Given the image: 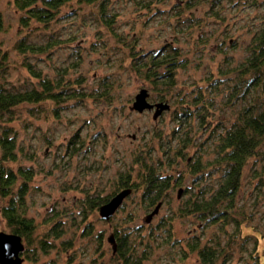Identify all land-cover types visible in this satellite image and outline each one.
<instances>
[{"label":"rangeland","instance_id":"obj_1","mask_svg":"<svg viewBox=\"0 0 264 264\" xmlns=\"http://www.w3.org/2000/svg\"><path fill=\"white\" fill-rule=\"evenodd\" d=\"M21 15L13 0H0V51L8 56L0 82L11 92L37 87L23 66L30 63L44 79L66 85L67 94L74 95L59 105H25L0 117V134L8 131L16 145L15 162L2 166L33 175L24 215L35 232L29 244L23 242V264H116L108 243L116 234L127 236L135 256L145 259L142 264H200L189 247L195 243L223 249L216 264H257L255 251L263 262L264 146L243 171L225 234V221L213 225L180 212L187 202L208 201L222 182L225 168L215 163L217 126L228 128L245 108L264 102L260 90L231 97L251 37L264 27V0H103L93 6L75 0L49 25L32 23L28 29L21 27ZM22 39L47 52L20 55L15 47ZM173 51L180 61L173 86L135 72L136 65ZM158 71L163 75L162 68ZM214 79L220 86L212 91ZM143 89L149 103L163 100L170 107L155 121V110L131 111ZM199 91L214 99L209 114L194 105ZM184 111L191 114L186 131L192 142L181 157L176 117ZM203 115L211 119L205 128ZM141 162L171 185L150 224L144 220L153 209L144 205L142 188L108 222L99 209H88L89 201L116 195L127 177L140 184ZM197 162L202 171L192 175ZM4 203L0 199V207ZM56 226L60 233H51ZM0 232L10 235L1 219Z\"/></svg>","mask_w":264,"mask_h":264},{"label":"trees","instance_id":"obj_2","mask_svg":"<svg viewBox=\"0 0 264 264\" xmlns=\"http://www.w3.org/2000/svg\"><path fill=\"white\" fill-rule=\"evenodd\" d=\"M73 1L75 0H13V5L17 12L22 14L19 21L21 27L28 29L32 23L43 26L49 25L56 19L60 10ZM102 1L78 0L80 4L86 6H93ZM3 28V19L0 16V32L3 31ZM15 49L22 56L32 57L41 56L47 52L46 47L28 44L23 39L16 44ZM248 53L249 55L244 63L236 69L238 83L231 94L233 100H238L250 89L263 91L264 94V27L253 33ZM7 60V53H1L0 51V79L3 78ZM23 66L31 78L37 81V87L22 92H11L0 82V117L10 114L21 106L40 105L45 102L59 105L66 102V99L70 100L74 98L73 94H67L71 89L67 88L66 85L51 83L44 79L41 73L37 72L30 63H24ZM178 67H180L178 54L176 51H173L171 54L153 57L150 59L148 65H136L135 72L140 73L143 70L147 81L162 80L165 86L170 87L175 82V73ZM161 68L164 70V73L163 75H158V70ZM218 83V79L212 80L210 82V86H212L210 89L213 91L216 88L215 90H217L220 86ZM204 97L205 95L199 91L194 99V105L200 106L202 113L209 114L214 107V99H205ZM160 101L164 103L163 100ZM199 119L202 128L208 127L211 123V119L207 118L206 115L201 116ZM189 120H191V114L185 111L176 117L177 126L180 128V144H182L178 156L181 157L180 152L183 153L192 142L186 131L189 126ZM216 131L218 134L216 132L217 160L215 163L225 168L222 182L208 201L187 202L181 210L180 215L199 216L201 219L219 226L222 221H225L224 226H221L224 228L222 232L225 234V228L230 221L227 218L234 207L235 199L240 190L243 171L251 159L258 157L260 150L264 146V102L256 108H245L238 115L233 125L228 128L219 127L218 125ZM9 135L8 131H3L0 134V199L5 201L0 207V219L10 230V234L20 237L23 242L29 244L35 232V225L32 220L25 217L24 210L25 197L29 188L28 184L32 181L33 175L29 170L23 171L18 169L14 173L2 166L5 162H15L16 160L15 140L10 138ZM137 165H140L143 172L142 176L144 175L143 178L141 177L140 184H131V181L127 177L125 180L120 181L117 193L126 189H131L132 193H134L139 188H142L144 205L146 208L154 210L158 204L162 205V197L170 189L169 178L161 179L151 167L143 162L137 163ZM201 171L202 167L198 162L190 169L192 175L199 174ZM18 179H21L22 182L14 194L13 188L16 186ZM110 199L108 197L89 201L88 209L95 211L107 204ZM86 208L87 206H85ZM236 227L239 232L240 225L237 224ZM56 228L58 226L51 233H60ZM113 236L116 244V252L114 253L116 264H142V261L145 259L135 256L133 246L129 247L126 235L119 237L116 234ZM45 244L41 243V250L47 253L49 248L47 249ZM189 247L192 253H196L200 264H216L218 258L224 253L223 249L217 250L216 247L208 246L201 247L197 243L191 244ZM259 258V255L255 251V262L257 264H264V261H259Z\"/></svg>","mask_w":264,"mask_h":264},{"label":"water","instance_id":"obj_3","mask_svg":"<svg viewBox=\"0 0 264 264\" xmlns=\"http://www.w3.org/2000/svg\"><path fill=\"white\" fill-rule=\"evenodd\" d=\"M149 94L147 90H141L134 99V103L131 107V111L138 114H143L144 112H150L155 110L153 115V120H157L159 116L162 115L164 111H169L170 107L165 103H159L153 105L148 102ZM183 190H179L177 197L181 198ZM131 189L123 190L117 193L110 201L99 208V217L108 222L122 206L124 200L131 195ZM161 208V204H158L155 209L150 213L144 222L150 224L152 219L158 214ZM108 243L112 245L113 254L116 252V244L114 236H110ZM23 241L20 237L16 235H8L0 232V264H23L24 260L21 258L24 252Z\"/></svg>","mask_w":264,"mask_h":264}]
</instances>
